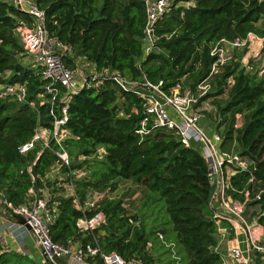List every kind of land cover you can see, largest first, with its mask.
Masks as SVG:
<instances>
[{"label": "trees", "instance_id": "1", "mask_svg": "<svg viewBox=\"0 0 264 264\" xmlns=\"http://www.w3.org/2000/svg\"><path fill=\"white\" fill-rule=\"evenodd\" d=\"M33 1L45 11L49 35L71 50L64 57L67 67L75 68L82 58L97 73H118L139 85L146 79L154 84L163 82L168 92L195 91L209 75L214 63L211 51L222 39H247L250 33L264 38L261 0H175L156 25L157 42L149 55H145V0ZM187 2L193 5H180ZM19 21L30 23L32 19L11 1L0 0V85L25 84L28 88L26 102L0 99V192L4 200L14 207L27 204L33 199L32 190L37 196L49 197L48 207L54 217L51 235L59 244L91 245L100 253H116L128 262L163 264L149 251L151 237L156 236L168 255L164 264H223L216 251L218 225L212 209L208 159L197 144L188 146L176 131L156 127L155 118L145 112L144 100L124 91L114 80H98L73 96L66 125L70 135L61 144L52 142L43 151L37 146L26 155L19 152L38 125L52 127L50 106L39 99L47 81L28 64ZM248 69L250 65L242 64L236 55V60L213 75L212 91L203 100L218 99L230 88L224 102L215 101L217 130L224 139L220 151L236 155L245 146L249 152L241 159H248L254 167L239 170L231 178L230 192L241 200L245 190L250 192L248 207H259L258 223L264 227V196L257 199L264 188V73L260 76L258 70ZM239 115L244 122L236 129ZM146 117L148 132L141 134ZM99 148L105 149L102 158L97 156ZM60 154L68 155L69 166L63 164ZM81 157L84 161L75 166ZM92 158L100 167L91 169L89 177L70 183L82 204L90 192L104 194L90 212L84 213L77 209L75 198L66 196L65 189L48 175L62 164L73 179ZM251 176L253 183H249ZM121 183H133L150 194L144 209L162 203L159 211L165 208L168 213L171 233L148 232L140 216L131 215L124 201L113 197ZM0 207L11 211L5 205ZM99 212L106 216V224L81 232L79 220ZM247 212L248 208L245 216L249 220ZM100 253L87 255L86 262L104 264ZM0 264L41 263L27 254L7 250L0 241ZM58 264L67 263L62 259Z\"/></svg>", "mask_w": 264, "mask_h": 264}, {"label": "built area", "instance_id": "2", "mask_svg": "<svg viewBox=\"0 0 264 264\" xmlns=\"http://www.w3.org/2000/svg\"><path fill=\"white\" fill-rule=\"evenodd\" d=\"M11 1L20 11L29 15L32 19L30 23L19 21L18 32L22 38L28 64H30L44 80L47 81L45 92L39 95L42 104L50 106V116L52 117V127L47 128L38 125L32 139L19 147V152L26 155L28 152L35 149L37 146L41 147L40 151L50 147V144H61L70 133L66 129L69 122L68 106L74 95L86 86H91L92 83L106 78L114 80L121 89L136 93L144 100V109L148 116L155 118V126L165 127L174 130L181 137L182 141L188 146L201 143L206 159L210 164V176L212 183H217L218 190L213 192V199L219 196L224 211L227 214L220 215L215 213L214 217L217 222L221 218H225L235 225L229 228L230 232L234 231L235 227H243L249 230L251 223L245 217L246 204L252 202L250 192L245 190V201L243 202H229L232 195L231 178L235 176L240 169H236L231 178L228 177L226 167L231 166L236 162L241 161L236 155H230L220 151L218 144L223 141V137L218 135L215 140L211 139L204 129L199 127L202 120V115L207 106L209 107V100H203L205 96L211 93V78L213 75L221 72L225 66L236 60L237 51L249 50L251 41L253 39H260V37L250 33L247 39L226 40L222 39L215 48L211 51V57L214 58L211 70L207 78L201 81L195 91L186 89L172 90L168 92L163 87V82L154 84L147 79L144 83L139 85L137 82L128 81L118 73H93L91 75H82L78 68H69L64 62V57L70 54V49L63 46L57 40L52 38L46 29V14L38 4L33 0H8ZM175 0H145L146 7V27L145 38L146 43L145 55H149L155 50L157 38L155 37V28L157 23L173 7ZM185 7L193 5L192 2L184 4ZM233 80L229 81V87H232ZM142 88V90H141ZM15 98L19 102L28 101V88L25 84L16 85H0V99ZM179 119L175 121L172 119L171 113ZM239 116L235 124L238 129L243 125L239 124ZM149 117L142 121L141 134L147 133V125ZM218 143V144H217ZM105 154L104 148L97 150V156L102 158ZM63 164L69 166L70 161L67 154H60ZM62 167L57 165L56 167ZM249 167V165H248ZM247 167V170H252ZM31 170V167H30ZM214 181V182H213ZM254 182V177L251 176L249 183ZM69 188L74 192L72 197L75 198L77 209L84 213L90 212L101 199L104 194L101 192H90L89 197L84 204L76 197L75 188L73 184ZM264 192V188L259 190V193ZM257 199H260V195ZM33 199L27 204L14 207L8 204L0 192V206L5 205L13 213L22 216L31 226V233L34 236L39 249L44 257V264L54 263L58 264L59 260L67 257H74L77 261L85 263L87 255L95 256L100 253L99 249L87 245L73 249V246H67L56 243L52 239L50 222L53 219L50 208L48 207V199L46 196H37L34 191H31ZM231 195V196H229ZM234 197V196H233ZM212 199V200H213ZM106 224V216L99 212L91 218H83L78 222L81 232L93 231ZM218 227V234L220 233ZM228 230L225 229L224 233ZM249 233V232H248ZM250 234V233H249ZM0 241H2L0 239ZM218 251V247L216 248ZM232 258L238 264H255L256 255L264 254V245L258 241L250 240V255H245L240 248H233L231 251ZM104 264H140L138 262H128L116 253L104 254L100 253Z\"/></svg>", "mask_w": 264, "mask_h": 264}, {"label": "crops", "instance_id": "3", "mask_svg": "<svg viewBox=\"0 0 264 264\" xmlns=\"http://www.w3.org/2000/svg\"><path fill=\"white\" fill-rule=\"evenodd\" d=\"M263 45H264V38L253 39L251 41L250 48L253 52H257L261 47H263ZM85 66L88 68L91 67L90 64L86 60H85ZM93 70H94V72H91V74L96 72L94 68H93ZM205 111H208L213 116L215 115L214 116L215 121L217 120L216 112L213 111L210 106L209 107L207 106V110H205ZM204 112H203V115H204ZM241 121L239 120L240 125H242V122H244V121H242V122ZM214 123H216V122H214ZM204 125L207 126V123L205 122ZM218 135H221V132H219L216 129L213 132V140H215V137H217ZM223 141H224V139H223ZM223 141L219 144L217 143L218 148H220ZM230 155H232V154H230ZM236 156H237V154H236ZM80 159L84 160L85 158L81 157ZM248 165H249V167H248ZM252 166H253L252 162H249L248 159H241V161L236 162L231 166H227L226 172H227L228 177L231 178L232 174H234V171L236 169L247 170V167L250 169ZM57 170H58V168L54 167L51 170L50 174L48 175V178L49 179L53 178L52 174L55 173ZM66 177L67 176L62 175L60 180H63V178H66ZM60 186H64V185H60ZM64 189H65V195L66 196H70L74 193L68 187V185L67 186L65 185ZM217 190H218L217 183L215 184V182H214L213 183V192L216 193ZM229 196H231V195H229ZM243 196H244V198L242 200L239 198H235V197L231 196L229 199V202L234 201V202H240L241 203V202L246 200L244 194H243ZM137 198H138V196L135 195L132 199L125 200L124 205L126 207H128L127 202L136 200ZM47 199H49V197H47ZM250 203L251 202L246 204V209H245V212H246V210L248 208V212L246 214L248 215V217L250 219L247 221H249L251 223V226H249L250 227L249 230L245 229L243 227H235L234 231L230 232L229 228L231 226L235 225L233 222H231L225 218H221L217 222V225L221 231L218 234V241H219L218 251L222 257L223 264H238L232 258L231 253H230V251L235 247L240 248L244 252L245 255H250V240H252V241L258 240L264 245V227L258 223L259 207L257 206L254 209L252 207L249 208L248 205ZM212 209L214 211V214L215 213H218L220 215L227 214L222 207L221 199L219 196H216V199L212 200ZM53 210H54L53 215L55 216L56 208H54ZM253 213H255L254 216L252 215ZM225 229L228 230L227 233H224ZM0 239L2 240L1 242H2L3 246L7 250L17 251V252L24 254V255L35 254L36 255L35 260L38 263H41V264L44 263L43 254H42L41 250L39 249L37 242H36L34 236L32 235V233L29 232L25 227L20 226V225L16 224L15 222L8 220L1 212H0ZM77 247H78V245H74L73 249H75ZM64 260L66 261L67 264H88L87 262H85V263L79 262L74 257H67V258H64ZM257 264H264V255H263V258L260 260V262H257Z\"/></svg>", "mask_w": 264, "mask_h": 264}, {"label": "rangeland", "instance_id": "4", "mask_svg": "<svg viewBox=\"0 0 264 264\" xmlns=\"http://www.w3.org/2000/svg\"><path fill=\"white\" fill-rule=\"evenodd\" d=\"M263 23H264V19H263ZM236 55H238V58L241 60L242 64H244L245 66L250 65V69L252 70H258L260 76L264 73V45L257 52H253L250 48L249 50H246V52H244V50L237 51ZM77 63H78V68L82 72V75H88V74L91 75V72H94L93 70L94 67H92V65H90L91 67L89 68L85 66L84 59L82 58L78 59ZM229 89L230 88H227L226 93L218 98L219 100H222L221 102H224V100L228 98ZM218 99L216 97H213L209 100V105L212 108V110L216 112V115H217L218 106L215 103V101H218ZM170 114L172 116V119L179 122L177 116L172 114V112ZM214 116L210 114L208 111H205L204 115H202V120L199 124V127L204 129L207 135L212 139H213V132L217 129V125H218V121L217 120L215 121ZM239 118L240 120L244 121L242 115H239ZM205 122L207 123V126L204 125ZM197 146L202 148L201 143H197ZM82 161L84 160L79 159L75 161V166L79 165V163H81ZM88 161L89 162L85 164L82 169H78L74 173L75 177L73 179H69L70 173H68L67 171H65L64 168L59 166L57 167L58 170L52 174L53 178H51L50 180H52V182H57L58 187H61L63 189L65 185L66 186L68 185L69 187V184L71 182L89 177L91 175V171H92L91 169H96L100 167L99 164L96 161H94L93 158ZM62 175H65L67 177L63 178V180H60ZM60 185H64V186H60ZM152 194L154 196H157L156 193H152ZM112 195L113 197L122 199L124 203L125 200L132 199L135 195H137L138 198L136 200L127 202L131 215H139L140 220H142V222H145V227L148 232L157 231V230H166L167 232L171 233L170 231H172V224L170 222V217L168 213L166 212L165 208L163 211H159L160 208H162L163 204L159 202L156 205L152 206L151 209H147V208L144 209L149 200L148 197H150V199L152 197L149 196L150 194H148L147 192H144L140 187H136L133 183H121L118 191H116ZM150 241L151 243H150L149 251L152 252L154 256L158 258V261H160L161 263L163 264L165 262L168 263L167 260L165 259V257H168V255L162 250V241L159 240L156 236H152ZM263 255L264 254H261L260 256ZM29 256L34 259L36 258L35 254H31ZM260 256L257 255V258H259ZM261 259L260 258L256 259L257 260L256 264L257 262H260Z\"/></svg>", "mask_w": 264, "mask_h": 264}, {"label": "water", "instance_id": "5", "mask_svg": "<svg viewBox=\"0 0 264 264\" xmlns=\"http://www.w3.org/2000/svg\"><path fill=\"white\" fill-rule=\"evenodd\" d=\"M264 1V0H261ZM248 149L245 148V146H243V149L237 153V157L241 158L245 153H248ZM264 196V192L261 193L260 197ZM0 212L10 221L15 222L16 224L25 227L29 232L32 231L31 226L27 223V221L20 215L17 214H13V213H8L4 210L0 209ZM48 264H54V263H50L48 262Z\"/></svg>", "mask_w": 264, "mask_h": 264}]
</instances>
